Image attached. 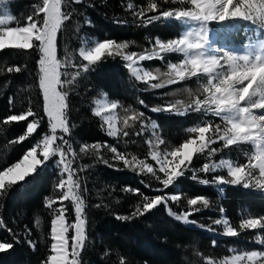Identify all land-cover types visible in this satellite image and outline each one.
Masks as SVG:
<instances>
[{"label": "snow or ice", "instance_id": "1", "mask_svg": "<svg viewBox=\"0 0 264 264\" xmlns=\"http://www.w3.org/2000/svg\"><path fill=\"white\" fill-rule=\"evenodd\" d=\"M164 2L168 3L169 0ZM173 2L181 7L161 10L159 4L151 0L146 8L141 7L139 11L133 12V16L137 26L146 27L154 22H178L185 30L176 38L163 42L157 37L151 52L138 54L125 52L129 48L128 42L84 37L78 50L79 59L74 63L75 58L71 54H66L63 59L58 58V34L77 12L72 5L84 4L88 7L93 5L88 4L87 0H38L31 6L32 11L23 24L17 22L16 26H10L15 17L3 7L8 0H0V53L6 50L24 52L31 50L38 53V88L43 97L42 115L29 106L26 111L21 110L0 118V124L11 126L27 122L24 133L10 141L13 145L23 143L34 136L45 117L48 128V131L42 133L41 138L29 147L20 159L0 164V195L7 196L14 187L34 179L49 166V163L59 175L58 182L54 184V191L58 194L44 198V206L52 214L49 232L51 242L49 254L40 264H82L81 256L88 240L87 203L82 193L87 191V186L84 184L82 187L84 182L80 173L87 171L91 165L78 164V156L92 155L98 162L121 170L100 156L101 148H107L113 154V161L121 162L125 169L137 174H150L162 185L159 188H152L150 184H145L153 192L164 193L154 196L146 195L139 189L125 187L123 191L138 195L141 199L130 216L117 215L116 218L120 220L144 216L164 205L169 215L176 221L204 227L190 219L195 213L211 206L210 201L204 196L188 199L189 207L186 211L181 210L177 213L168 207L169 201L179 202L181 195L167 193L165 190L175 186L188 172L192 173L193 180L205 186L214 184L219 188L228 184L242 186L245 189L254 187L264 190V0H173ZM127 7L132 9L133 6L128 4ZM149 12L156 14L148 15ZM210 22L229 24L235 27L237 32L242 27L247 36L243 50L214 46L210 37ZM86 23L91 26L90 20H86ZM229 42H232L231 38ZM172 53L181 54L183 59L179 63L168 62L166 72L156 69L154 73L143 66L144 61L163 60L165 54ZM116 56L122 57L126 62L125 67L132 77L151 89L164 88L193 77H205L206 83L202 85L203 99L196 96L188 103L177 100L175 103L151 110L167 111L177 115L201 113L204 117L219 118L223 127L212 120L202 119L186 129L190 134L187 139L171 150L161 152L159 145L163 144L164 140L160 138L158 125L154 121L147 126L141 120L143 113L132 112L123 118V127H118L116 109L119 104L108 102L105 97L104 101H97L93 113L101 118L102 126L106 125L104 128L106 135L112 138H118L121 134L123 137L140 136L150 127L153 139L146 143L150 148L148 155L151 161L155 162V166L135 155L121 152L107 141L103 144L84 143L77 153L68 138L72 128L68 119L69 90L82 72L87 73L90 67L103 62L106 58ZM25 67L20 64L10 65L7 66L6 72L20 73ZM4 71L5 69H0V73ZM139 103L147 107L143 100ZM12 107L14 99L9 97L10 110ZM136 121H140L138 132L129 133L125 130L131 128ZM214 144H220L221 147H212ZM245 144L251 146V151L241 150L243 162L234 161L231 157H224L218 161L212 159L225 149H240V146ZM198 156H206L207 161L196 169L192 165ZM220 171H226L227 175L215 174ZM198 173L213 174L212 179H200ZM66 201L70 202L75 217L71 222L67 215ZM57 204L58 207H53ZM95 206L106 207L101 204ZM219 211L223 213L224 210L220 208ZM245 211L242 210V217ZM36 223L39 224V218L36 219ZM213 223L222 227L220 234L238 237L245 230H264V215L242 218L239 230L232 226L227 218H218ZM0 229H6L12 237L11 241L0 240V253L12 250L22 238L32 250L36 249V243L31 239L32 230L27 226L23 233L14 232L0 216ZM255 242L264 245V238L258 235ZM212 244L215 246V240ZM119 264H126V260L121 257ZM206 264L214 262L209 259ZM219 264H264V251L239 252L225 257Z\"/></svg>", "mask_w": 264, "mask_h": 264}, {"label": "trees", "instance_id": "2", "mask_svg": "<svg viewBox=\"0 0 264 264\" xmlns=\"http://www.w3.org/2000/svg\"><path fill=\"white\" fill-rule=\"evenodd\" d=\"M38 0H10L9 9L15 21L10 26L23 24L27 15L32 11L31 6ZM151 0H87L88 7L84 4L72 5L77 9L71 21L65 23L57 40V56L63 59L66 54H71L78 61V50L84 37L95 40L106 38L117 42H128L126 53L151 52L155 39L158 37L166 42L176 38L183 27L178 22H154L148 26H137L134 22L133 12L141 7L146 8ZM160 9L181 7L178 3L169 0H155ZM132 4V9H128ZM70 10V9H69ZM83 13V15H80ZM148 15L156 13L149 12ZM91 21V26L86 23ZM127 21V23H124ZM225 37L232 43L242 42L246 35L241 29L235 34H227ZM39 55L35 51L6 50L0 53V118L10 114H16L21 110H27L29 106L34 111L43 114V97L38 88ZM183 59L181 54H165L163 60L153 59L144 61L143 66L153 72L168 70V62L179 63ZM125 61L120 56L106 58L103 62L90 67L87 73H83L69 90V111L71 134L68 137L73 148L79 153V147L84 144H92L105 141L109 145L116 146L121 152L135 155L140 159L151 161L149 144L146 141L153 139L150 127L143 135H130L112 138L106 135L100 117L93 113L96 101L103 95H107L111 102H118L116 109L118 117L117 126L123 127V118L132 112L143 113L141 120L147 126L154 121L158 125V134L164 140L159 145V151L164 152L178 146L190 135L186 129L199 123L202 119H209L216 124L222 122L212 116L204 117L201 113L189 112L186 115H177L167 111H152L157 107H163L169 103L182 100L190 102L196 96H203L202 77H193L179 83L160 89H151L141 81L131 76L125 67ZM20 64L26 67L20 73L6 72L7 66ZM72 71V69H69ZM63 79V77H62ZM159 81H153L157 83ZM191 94V95H190ZM9 97L14 99V107L9 108ZM140 100L144 104L139 103ZM128 109L129 111H125ZM31 119V118H30ZM27 122H20L11 126L0 124V164L17 161L23 153L41 138V134L48 131L45 117L38 132L23 143L11 144L10 141L23 134ZM129 133L140 130V121H136L131 128L125 129ZM240 149H225L217 153L212 159L219 160L231 157L233 160L243 162L244 156ZM212 147L220 148V144ZM100 156L113 163L121 170H115L102 162H98L95 156H78V164H87L91 167L80 173L87 191L83 196L87 203V236L86 249L83 251L82 264H119L123 257L126 264H206L209 259H220L230 255L231 250L256 249L262 245L257 244L256 237L262 230H245L238 237H227L220 234L222 227L213 223L218 218H227L231 225L238 226L242 218L248 216L264 215V195L262 191L254 187L248 189L242 186L221 185L217 188L214 184L207 186L191 178L188 172L181 177L175 186L166 189L167 193L181 195L177 203L169 201L168 207L179 213L187 210V200L196 196H204L210 201L208 209H202L195 213L191 220L196 224L178 222L172 218L168 209L160 205L152 212L132 218L120 220L116 216H130L140 202L138 195L125 192V187L139 189L149 196L163 195L162 192H153L145 184L152 188H159V184L150 174H137L130 169H125L121 162L113 161V154L107 148H101ZM206 156H198L193 161V167L199 169ZM77 165H74V167ZM227 175L226 171L215 173ZM163 175V174H160ZM213 174L198 173L200 179H212ZM59 180L57 170L49 163V166L41 171L34 179H30L23 185L14 187L7 196L0 195V216L5 224L14 232L23 233L25 226L32 230L31 239L36 243V249L32 250L26 243L15 244L12 250L0 253V264H40L49 254L50 246V222L52 214L44 204L46 196H55L54 184ZM144 181L145 183H141ZM68 207L69 222L74 220V213L70 202H65ZM106 205L97 208L95 205ZM54 205L53 207H58ZM223 208V213L219 211ZM242 210H246L242 217ZM39 218V224L36 219ZM211 229V230H209ZM71 235V232L69 233ZM0 240H12L6 229H0ZM216 244L213 246L212 241ZM71 243V242H70Z\"/></svg>", "mask_w": 264, "mask_h": 264}, {"label": "rangeland", "instance_id": "3", "mask_svg": "<svg viewBox=\"0 0 264 264\" xmlns=\"http://www.w3.org/2000/svg\"><path fill=\"white\" fill-rule=\"evenodd\" d=\"M9 1L8 0V3L6 5H4L3 7L5 8V10L11 14L10 12V9H9ZM242 23H245V22H242ZM209 28H210V37L213 41V45L214 46H224V47H227V48H236L238 50H243V46L244 44L247 43V39L244 41V42H240L238 41L236 45H233L229 42V39H227V37H225L227 34H235L236 33V28L229 25V24H219L217 22H210L209 24ZM241 29L243 30V28L241 27ZM185 28L183 27L182 31H184ZM243 33L245 34L244 30H243ZM249 35H255L254 33H249ZM247 38V36H246ZM155 73V72H154ZM202 78V77H201ZM204 78V81L202 80V85L204 83H206V78ZM202 89V88H201ZM105 97L107 98V101L108 102H111L109 100V98L107 97V95H103L101 98H99L97 101H104L105 100ZM201 99H203V96L200 97ZM97 101H96V104H95V107L97 106ZM243 149V151H248L250 152L251 151V146L249 145L248 147H241ZM235 161V160H234ZM257 177H258V172H257ZM258 190V189H257ZM260 190V189H259ZM262 191V190H260ZM264 191V190H263ZM258 235L262 238H264V230H262L260 233H258ZM257 235V236H258ZM257 238V237H256ZM264 251V245H262L261 247L259 248H256V249H243V250H235L233 251L230 255H227L225 257H228V256H231V255H235V254H238L239 252H243V251ZM225 257H222L220 259H212V261L214 262V264H219L220 261H222Z\"/></svg>", "mask_w": 264, "mask_h": 264}, {"label": "bare ground", "instance_id": "4", "mask_svg": "<svg viewBox=\"0 0 264 264\" xmlns=\"http://www.w3.org/2000/svg\"><path fill=\"white\" fill-rule=\"evenodd\" d=\"M213 42V41H212Z\"/></svg>", "mask_w": 264, "mask_h": 264}]
</instances>
